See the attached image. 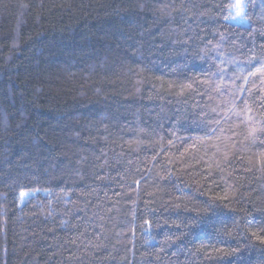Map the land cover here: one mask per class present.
<instances>
[{"label":"trees","instance_id":"1","mask_svg":"<svg viewBox=\"0 0 264 264\" xmlns=\"http://www.w3.org/2000/svg\"><path fill=\"white\" fill-rule=\"evenodd\" d=\"M236 1L0 0V264H264V0Z\"/></svg>","mask_w":264,"mask_h":264},{"label":"snow or ice","instance_id":"2","mask_svg":"<svg viewBox=\"0 0 264 264\" xmlns=\"http://www.w3.org/2000/svg\"><path fill=\"white\" fill-rule=\"evenodd\" d=\"M235 8H236V10H237V15H239L240 14V10H241V5H240V3H239V0H237V3H236V5H235ZM257 72H261V73H264V68H259V69H257ZM255 130L254 129H252L251 131H250V134H251V132H254ZM24 194L23 193H21V196H23ZM261 243H264V239H261Z\"/></svg>","mask_w":264,"mask_h":264},{"label":"rangeland","instance_id":"3","mask_svg":"<svg viewBox=\"0 0 264 264\" xmlns=\"http://www.w3.org/2000/svg\"><path fill=\"white\" fill-rule=\"evenodd\" d=\"M236 2H237V1H236ZM236 2H235V5H236ZM241 2H242V1H239L240 5H241ZM235 5H234V7H235ZM241 8H242V7H241ZM235 11H236V8H235Z\"/></svg>","mask_w":264,"mask_h":264}]
</instances>
